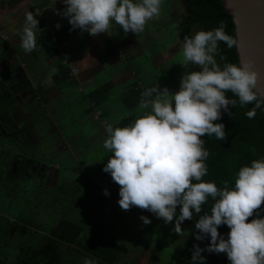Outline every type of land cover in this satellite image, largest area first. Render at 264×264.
Masks as SVG:
<instances>
[{"label":"clouds","instance_id":"clouds-1","mask_svg":"<svg viewBox=\"0 0 264 264\" xmlns=\"http://www.w3.org/2000/svg\"><path fill=\"white\" fill-rule=\"evenodd\" d=\"M61 3L62 9L55 8L56 0L48 7L67 18L70 31L80 29L96 36L102 32L113 34L109 30L112 24L125 34L143 32L146 23L160 15L162 0ZM36 13L28 11L24 16L20 44L25 52L36 47L35 30L41 29ZM55 26L59 28L60 23ZM224 28L221 21L217 27L186 36L180 63L185 69L198 65L199 70L184 71L175 91L158 84L146 88L141 93V114L124 126H105L103 146L111 155L102 170L119 185L117 203L122 209L136 206L147 210L165 224L172 223L177 234L186 219L194 220L195 239L207 238L209 242L203 247L193 245L191 261L207 251L226 254L229 264H264V215L260 214L264 202V156L241 166L231 187L228 180L218 187L215 181L201 179L208 172L205 134L223 140L226 131L221 117L225 113L231 117L237 103L243 107L254 102L244 113L249 119L256 116L257 109L264 111V94L256 90L255 69L247 63L227 61L221 66L216 59L219 42L228 48L237 44ZM62 62L71 65L66 55ZM73 71L71 68L72 75ZM227 92L235 98L227 96ZM104 193L107 195L108 190L104 189ZM209 198L213 200L210 212L194 219ZM140 219L144 224L151 223L147 215L141 214ZM221 225L228 227L226 235L219 232Z\"/></svg>","mask_w":264,"mask_h":264},{"label":"rangeland","instance_id":"rangeland-1","mask_svg":"<svg viewBox=\"0 0 264 264\" xmlns=\"http://www.w3.org/2000/svg\"><path fill=\"white\" fill-rule=\"evenodd\" d=\"M59 4L60 2H56L55 8L59 9ZM160 8V15L148 21L144 31L139 34H131L132 32L125 34L118 25L112 24L110 26L112 31H116L113 33V37L116 40L125 38L124 43L114 45L120 50L121 56L118 59H127L123 63V67L117 66L119 63L113 58L108 68L94 72L96 68H93L92 65L99 59L97 57L99 55L98 51L93 49L94 46L96 48L97 36H92L91 42L88 39L80 42V44H88L89 48L86 54L81 53V45L76 47L77 40L75 36L68 40L69 43L64 49L65 54H63V47L59 46L58 53L53 54L54 60L60 63L65 55L70 63L78 60L74 62L75 65L72 66L71 64V67L74 70L73 76L80 85L75 88H70V85L66 86L62 90V94H59L55 87H48L53 97V100L49 103L51 110L48 111V115L36 116L42 129L33 138V141L35 139L40 142V149L38 150L34 146V155L30 156L31 154L26 150L29 149L28 145H26L27 143H22L26 140V137L31 138L33 131V127L30 126L28 121L30 107L25 109L27 117L22 120L24 127L16 131L12 128L11 133L7 134V137L0 139V224L2 223V226H4V228H0V259H6V264H16L17 262L20 264H85V261H89L90 264H103L95 258L96 255L88 250H82L80 255L79 251H77L80 258L68 255L65 252L61 259H57L56 255H53L55 250H52V247L46 248L47 244L44 243V237H41L39 233L42 228L49 232L59 217L71 216V208L82 219L84 218V213L89 210L88 204H86L87 208L85 206L81 208L77 203L78 199H73L78 194L74 176L68 175L62 168L69 171L70 168L76 170L75 168L78 165H83L81 161H85L87 163L90 162V165L87 166L88 168L101 170L100 167L102 168L103 163L107 161L110 155L108 149L102 143L106 136L105 126L107 124H111L113 127L124 126L141 114L140 104L130 111L119 103L124 86L135 82L134 78L127 80L130 76L129 69H133L132 67L139 63L137 66L144 67L146 72H153L154 77L158 76V81H162V75H157L159 73L157 71L158 67L161 72L169 75L163 81L168 84L170 91H175L179 88L180 77L184 71L198 70L196 65H191L185 69L184 65L180 63L183 59L181 51L183 44L176 45V43L180 42L178 33L184 20V11L180 0H162ZM35 10L41 18L42 15L39 10ZM129 35L132 39H126ZM136 35L137 38H135ZM3 37L7 38L4 35ZM108 45L109 48L113 47L111 41ZM174 46L177 50L175 52L173 51ZM73 52L77 56L72 57ZM151 53L152 59L147 56H150ZM5 54L7 53H4L3 56ZM128 55H130L129 60ZM44 62L42 63L44 64ZM95 66L100 65L96 64ZM51 69L53 70V68ZM82 69L83 72L78 73ZM90 70L94 73L89 76L87 71ZM39 72L44 74L47 82H52V77L48 70L42 69L37 74ZM117 73H119L116 77V84L118 85L111 93L112 99L109 103L108 112V116H112L110 121L115 122L83 121L87 120L84 115L87 103L83 100L75 102L77 100L76 97L80 98L81 96L80 88H84L86 92L90 91L104 81L111 80ZM151 77L154 78L153 76ZM63 92L64 97H60ZM68 92L74 102H68L70 100ZM72 108H75V110ZM103 109H106V105L101 107L102 111ZM101 110L92 112L91 116H101ZM31 113L34 116L33 109ZM19 116H23V114ZM10 119L11 123L5 122V124L7 126L10 124L11 127L14 120H12L13 117ZM73 133L76 135L75 137L73 135L70 137L65 136ZM91 133H95V135H92V139L89 138ZM5 135L6 133H3V136ZM28 141L31 143V139ZM33 162L34 164L40 163L45 168H42L36 180L26 177L28 176L26 171L30 169ZM74 164L76 165L75 168ZM85 169L86 167L84 171ZM45 177L47 178L46 181H44ZM93 179L96 182H101V179L106 180L108 177L101 175ZM66 194H69L73 201L69 200L67 202ZM99 195L101 194L99 193ZM85 196L87 197V193ZM102 197L104 196H101L99 202ZM116 198H119L118 193H116ZM65 205L70 207V212H63L66 209ZM34 208L38 211L33 214ZM10 211L16 215V218L18 216L20 218L19 220L15 219L13 224L8 223L10 235H6L4 230L8 228L6 226L10 218L7 213H10ZM143 211L144 215L151 218V223L144 224L140 218H137L126 225L127 229L122 233L124 241L122 245L125 248L122 259H137L143 264H183L182 260L177 261V258L181 259L178 252L166 242L167 232L165 230H167V224L162 219L156 218L151 212ZM22 212L24 214L20 215ZM30 212L33 215H28ZM111 214H113L112 208ZM116 217L132 220L133 215L127 211H120ZM75 219L77 218L75 217ZM22 220H26V223L21 224ZM77 239H79V236ZM120 239L119 237H112V240L122 242ZM88 241L89 239L83 244L86 245ZM23 253L27 256H23ZM20 258L24 259L23 262H21ZM15 259L18 260L13 262Z\"/></svg>","mask_w":264,"mask_h":264},{"label":"crops","instance_id":"crops-1","mask_svg":"<svg viewBox=\"0 0 264 264\" xmlns=\"http://www.w3.org/2000/svg\"><path fill=\"white\" fill-rule=\"evenodd\" d=\"M52 2L53 0H0V46H2L0 47V94H2L0 96V106L5 103L8 105L9 110L10 109L12 110V112L10 111V113H8L10 116H5L6 113L3 114L0 109V120H1L0 139L2 137H7V134L11 133L12 128L13 130L16 131L24 127V123L22 122V120L27 117L25 112L26 107H30L28 121L30 126L33 127L32 134H34L35 125L38 124V120L36 116H41L42 114L48 115V111L51 110V107H49V103L51 102V100H53V97H52V92H49L48 89L49 86L55 87L57 92L59 94H62V90L64 87L70 85L71 86L70 88H75L80 85V83L76 81L74 76L70 79V81H68L69 79H67L63 87H61L54 79V75L58 72L60 68V64L59 62L54 60L53 49L52 47H47V44L49 40L53 36H55L56 31L65 24H67L68 21L66 17H62L58 15L53 10L52 7H48L50 4H52ZM56 2H60L59 9H62L64 7V5L61 3V0H56ZM35 9H38L39 13H41L42 15V17L40 18L37 15L38 13H36L41 29L37 28L35 30L36 47L31 52H25L20 44V37L23 34L24 16L25 13L28 11H32L34 13L37 12ZM57 22L60 23L59 28L55 26ZM109 30L114 33L116 32V31H112L111 29ZM3 35L6 36L7 38H4ZM130 35L126 39H132ZM73 36H75L77 40L76 47H79L81 45L80 46V48H82L81 53L86 54L87 53L86 51L89 48L88 44H80V42L84 39L85 40L88 39L91 42L92 35H89L86 31L81 32L79 29ZM96 36H97L96 48L94 46L93 49L95 51L96 50L98 51L97 53L99 55L97 57L99 59L97 60V62H95L94 65H92L93 68H96L94 72H96L97 70L99 71L101 69L108 68V65L112 61L111 59L113 58H115L119 63L117 66L123 67V63L127 59L120 58L119 60L118 57L121 56L120 52L119 55L110 57V59H107L106 61H102L100 58H102L108 52V48H109L108 44L110 43L109 41L112 42V46L120 45L121 43H124L123 41L125 38H120L119 40H116L113 37V34H107L103 32L97 34ZM135 38H137V35L135 36ZM67 43H69V41H67ZM179 44H181V39L180 42L176 43V45ZM66 45L64 46L65 48ZM118 51L120 50L118 49ZM4 53L7 54L3 56ZM74 56H77L75 52H73L72 54V57ZM45 58L46 61L44 62ZM41 60L42 62H44V64L41 62ZM77 61L75 60L73 61V63L70 64H72L73 66L75 65L74 62ZM96 64L100 66L96 67L95 66ZM51 68H53V70ZM42 69L48 70L50 72L52 77L51 83L47 82V79L46 77H44V74L42 72H39L37 74V72L41 71ZM124 69H129V68H124ZM91 70L87 71L88 72L87 75L90 76L92 73H94ZM81 72H83V69L78 73ZM129 72H130V76L128 77L127 80H129L130 78H134L133 70L129 69ZM118 74L119 73H117L112 78V80L115 83L114 88L116 87V85H118L116 84L117 82L116 77L118 76ZM129 86L130 85L124 86L121 95L128 89ZM80 91L82 92L81 96L80 98L76 97L77 100L75 102H79L83 100L87 103L86 109L84 110L85 111L84 115L87 120H83V121L90 120L97 122L100 121L104 123L115 122V121H110V117L112 116H108L109 114L107 116H99V117L91 116L92 112H95L96 110L97 111L101 110V107H104L105 105H106V109L103 110L109 112V103L112 99V96H110L109 99L107 100V103H105L101 107H94L93 110L90 109V111H88L89 108H91L92 103L91 101H89V99H85L86 91H84V88L82 89L80 88ZM10 96H12V100L11 103L9 104L6 100ZM68 96H69L68 98L70 99L68 100V102L69 103L74 102L71 100L70 93L68 94ZM60 97H64V92L63 95ZM119 103L124 105L122 101V96ZM32 109L34 116H32L31 113ZM72 109L75 110V108ZM21 114H23V116H19ZM9 117L10 118L13 117L12 120H14V123H12L11 127L10 124L8 126L5 124V122L11 123V119ZM3 133H6V135L3 136ZM72 135L73 137L76 136L74 133L65 136L70 137ZM92 135H95V133H91L89 135L90 139H92ZM108 152L110 153L109 150ZM81 162L83 163V165H78L76 168H75L76 165L75 164L73 165L76 170L70 168L69 171L62 168L63 171L66 172L68 175L71 174L72 176H74V183L77 185V193H78L76 195L78 199L77 203L81 206V208L82 207L84 208V206L87 208L86 204H88V208H89V210L87 209L88 211L84 213L85 219L79 217L75 211L73 214L74 219L75 217L77 218L75 219L77 224L82 227V230L79 235V239H77L76 242L74 243H67L65 241H60L50 237V230H52V228L61 218L59 217V219L56 221L55 225L52 226L49 232H47V230L43 228L41 229L40 233L37 231V233H39L41 237H44L43 238L44 243L47 244L46 248L52 247V250H55L53 255H56L57 259H61V257L64 255L65 252L68 253V255L70 254L72 256H76L80 258V256H78L77 254V251H79V255H80L82 253V250L83 251L85 250L83 247V242L89 239L93 234L97 233V234H101L106 238L112 239V237H119L121 238L120 240H122V242L117 241L121 246L120 252L112 264H130V263L143 264L142 262H139L137 259H126V260L122 259V254L125 249L124 246L122 245V243L124 242L122 233L127 229L126 225L130 224L131 221L140 218L141 214L144 215V211H143L144 209H140L136 206L130 207L127 210L122 209L117 203L118 198H116V193H118L119 185L112 180L110 174L103 171L101 167H100L101 170H93L91 168H88L87 166L90 165V162L89 163L85 161H81ZM85 167L86 169L84 171ZM42 168L45 169L43 165H40L41 170ZM82 175H86V177H90L91 179H93L96 176L102 175L108 177V179L106 180L101 179V182H96L93 179L94 182H96L100 186L99 190H95L92 187L89 180L87 179L83 180ZM31 179L36 180L37 176H34ZM46 179L47 178L45 177L44 181H46ZM86 188H87V197L85 199V202L83 203V196H85L84 190ZM104 189L108 190L107 195H105ZM99 193L101 195H99ZM102 195L104 197H102V200L99 202ZM111 208L113 209V214H111ZM35 211L38 210L34 208L33 214ZM120 211H127L131 213L133 215L132 220L120 219L116 217L119 215ZM22 214L24 213L22 212L20 215ZM33 214L31 212L28 213V215H33ZM7 215L10 218L9 221L11 224L14 223L15 219L19 220L20 218V216L16 218L15 217L16 215H14L12 211H10V213H7ZM25 223L26 220L21 221V224H25ZM123 224H125L124 227ZM53 255L52 257L54 258ZM135 255H137V253H135ZM23 256H27V255L23 253ZM95 258L98 259L103 264H107L99 257L96 256ZM20 259L21 262H23L24 259L22 258ZM17 260L18 259H15L13 262H16ZM178 260H182V259L177 258V261ZM16 264H20V263L17 262Z\"/></svg>","mask_w":264,"mask_h":264},{"label":"trees","instance_id":"trees-1","mask_svg":"<svg viewBox=\"0 0 264 264\" xmlns=\"http://www.w3.org/2000/svg\"><path fill=\"white\" fill-rule=\"evenodd\" d=\"M180 2L184 11V20L179 32V37L182 44L186 36L190 37L200 29H211L217 27L221 21H223L225 24V32L236 39L235 22L233 19V15L229 11H227L222 0H180ZM70 27L71 26L69 25V23L65 24L60 29H58L55 36H53L49 40L47 47H52L56 44L55 49H53L54 53L59 51V46L64 47L67 41L79 30L74 29L70 31ZM174 49L175 47L173 48L174 52L177 51L176 49ZM117 55H119V51L116 46H113L108 48V52L106 53V55H104L100 59L102 61H106L107 59H110V57ZM129 56L130 55H128V60ZM147 56L152 59V53L150 56ZM216 59L218 63L221 64V66L225 61L240 64L236 46L228 48L224 42H219V51L216 54ZM59 64L60 68L54 75V79L61 87H63L65 81L67 79H69L68 81H70L73 75L71 72V67L69 65H66L63 62H60ZM138 64L132 67L135 82L131 84L128 89L121 95L124 107H126L127 110L130 111L134 109L136 105L140 104L141 99L143 98L141 96V93H143L146 88L152 87L155 84H158L160 87H168V84L163 81L165 77H169L167 73L161 72L157 67V71L160 73H158L157 75H162V81H158V76L154 77L153 72H146L144 67L137 66ZM196 67L199 70V66L196 65ZM151 76H153L154 78H152ZM114 86L115 83L111 79L103 82L101 85L95 87L94 89L87 91L85 94V99H89V101H91L92 103L91 108H89L88 111H90V109L93 110L94 107H100L107 103V100L111 96ZM155 95L156 94L154 93L153 97ZM226 95L235 98L233 93L231 92H227ZM11 100L12 96L8 97L6 101L10 104ZM253 105L254 102L241 107L240 104L237 103L236 106L232 109L231 117L227 113H225L221 117L225 124L226 131V135L223 140L217 139L214 135L209 138L207 137V134H205V136L203 137L205 139V144L203 145V147L207 148L209 151V156L205 161L208 172L201 179L206 181H215L218 187L223 186L222 181L228 180L229 186L231 187L234 184L235 175L241 166L250 164L253 159L264 156V111L257 109V114L252 119H249L244 114L245 111L248 108L253 107ZM0 109L3 114L6 113L5 116H10L8 113H10V111L12 112V110H9L8 105L5 103L0 106ZM107 115V111L103 110L101 112V116ZM40 129H42V126L38 121V124L35 125L34 134L31 135V138L26 137L25 141H21L22 143H27L26 145H28L29 149H26V147L24 148L28 153L31 154L30 156L34 155V146L38 150L40 149V142L36 141L35 139L33 141V138H35L36 135L39 134ZM29 139H31V143H29ZM40 165L42 164H34L33 162L30 169L26 171V173H28V176L26 177H30L31 179L34 176H39L41 171ZM82 176L83 180L87 179L90 181L92 187L95 190L100 189V186L96 182H94L93 179H91L90 177H86V175ZM86 193L87 188L84 190V194ZM66 195L67 202H69V200L73 201L70 198L69 194ZM83 198H86V196H83ZM73 199L76 200L77 196L75 195ZM84 202L85 199H83V203ZM212 203V198H209L207 203L202 205L201 213L194 214V219L198 218V215H202L205 211L210 212ZM64 207L66 208L65 211H63L64 213L70 212L69 206L65 205ZM261 210L262 211L260 214L264 215V202H262ZM73 214L74 210L71 208L72 217L69 215L68 217L63 216L58 220L56 225L52 228V230H50L51 238L68 243L76 242L82 230V227L77 224L73 217ZM248 219L251 220L252 217H249ZM9 222L10 221L7 222V230H4V234L6 235H10L8 226ZM193 225L194 220L186 219L181 225L182 230L179 234L172 230V223L166 225V242L178 252L180 258L183 261V264H229L226 254H217L207 251L202 252L201 255L203 257H198L195 262L191 261V250L193 248V245L199 244L201 247H203L209 242L207 238H205L203 241H197L195 239L193 235ZM0 228H4V226H2V223L0 224ZM218 230L219 232L226 235L229 229L226 225H221L219 226ZM83 247L85 250H88L92 254L105 261L107 264H112L119 254L121 246L117 241L106 238L101 234L96 233L89 238V241L86 243V245L83 244ZM5 260L6 259H0V264H6Z\"/></svg>","mask_w":264,"mask_h":264},{"label":"water","instance_id":"water-1","mask_svg":"<svg viewBox=\"0 0 264 264\" xmlns=\"http://www.w3.org/2000/svg\"><path fill=\"white\" fill-rule=\"evenodd\" d=\"M235 22L240 64L258 73L256 90L264 94V0H222Z\"/></svg>","mask_w":264,"mask_h":264},{"label":"built area","instance_id":"built-area-1","mask_svg":"<svg viewBox=\"0 0 264 264\" xmlns=\"http://www.w3.org/2000/svg\"><path fill=\"white\" fill-rule=\"evenodd\" d=\"M55 46H56V45H54V49H55ZM64 53H65V51L63 50V54H64ZM64 62H67V61L65 60Z\"/></svg>","mask_w":264,"mask_h":264}]
</instances>
